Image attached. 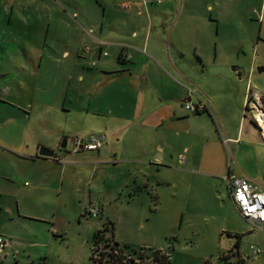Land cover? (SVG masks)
Returning <instances> with one entry per match:
<instances>
[{
	"label": "crops",
	"instance_id": "0c3cea01",
	"mask_svg": "<svg viewBox=\"0 0 264 264\" xmlns=\"http://www.w3.org/2000/svg\"><path fill=\"white\" fill-rule=\"evenodd\" d=\"M122 1L119 7L105 6L108 21L103 24L90 23L88 11L80 9L75 15L86 28L75 24L66 12L67 21L59 25L69 34L68 38L62 36L65 48L52 61L61 69L64 66L67 88L65 98L60 100L64 99L65 108L74 85L79 100L72 98L70 103L84 100L82 120L92 123L90 134L76 136L47 116V111L57 109L58 101L38 105V116L33 119L34 98L22 87L20 93L12 95L9 91L0 97V103L22 110L25 116L24 127L20 128V123L14 127L6 118L7 109L0 107V132L12 138L10 144L2 143L22 160L20 181L30 183L34 193L50 187L62 194L69 166L88 167L98 176L112 166L110 160L129 176L121 192L130 197L155 193L158 202L176 201L178 191L186 190L191 198L207 191L210 200L219 201L217 193L223 190L224 202L237 224L229 226L226 218L214 230L231 233L226 250L243 263L244 235L255 230L237 210L226 177L234 174L247 178L264 189V178L253 166L254 148L264 150V130H250L251 138L244 139L246 92H239L229 76L226 56L218 48L211 52L210 39L196 37L200 25L190 28L188 24H176L168 29L161 19L166 9L151 6L153 0ZM124 4L130 7L125 9ZM3 26L1 23L0 29ZM168 30L171 39L174 34L177 37L175 53L169 45L170 56L164 47ZM191 33L195 37L190 61L186 44ZM3 38L0 34L1 47ZM40 53L42 67L45 54ZM188 88L194 91V103L200 99L207 103L205 111L190 114L185 110ZM52 91L48 89V93ZM261 97L264 100V94ZM91 137L105 138L101 150L75 151L78 143H88ZM64 140L66 148H62ZM42 148L51 151L53 157L41 156ZM127 245L132 246V242Z\"/></svg>",
	"mask_w": 264,
	"mask_h": 264
},
{
	"label": "rangeland",
	"instance_id": "374dc122",
	"mask_svg": "<svg viewBox=\"0 0 264 264\" xmlns=\"http://www.w3.org/2000/svg\"><path fill=\"white\" fill-rule=\"evenodd\" d=\"M147 1L152 3V0ZM122 2L0 0V24H4L0 34L5 43L4 47L0 46V75L4 74L0 78V97L7 96L9 91L12 95L20 93L22 87H26L25 92L33 96L35 102L33 119L38 116V105L58 101L57 109L47 111V116L76 136L89 135L92 123L82 120L84 100H80V103L75 101L73 105L70 103L72 98L79 100L75 86L65 108L64 99L60 100L61 97L65 98L67 88L63 77L64 66L61 69L58 63L52 61L65 48L62 36L67 32L59 25L67 21L66 12L75 24L86 28L75 15L80 9L88 11L90 23L103 24L108 21L105 6L119 7ZM153 2L151 6L166 9L161 19L168 29L176 24H188L190 28L191 25H200L202 29L196 37L210 39L211 52L215 53L218 48L220 54L226 56L229 76L239 92H246L242 113V117L246 116V119L243 118L244 139L251 138L250 130L255 133L260 131L258 128L263 129L257 112L246 110V103L249 96L264 94V0ZM153 21L156 23L155 17ZM169 32L166 33L164 45L167 56L171 53L170 44L174 52L177 39L176 34L171 39ZM194 37L191 33L186 44L190 61L194 56ZM77 47L75 45L74 48ZM41 51L45 54L42 67ZM192 65L195 63L191 62ZM48 89H52V93H48ZM0 107L7 109L9 124L15 127L20 123L19 127H24L22 110L20 112L3 103H0ZM11 140L10 134L0 132V238L11 244L7 253L0 256V264H90L94 234L109 222L114 224L116 242L127 245L129 241L133 248H146L150 253L161 251L168 254L169 264L264 262V224L260 230L244 235L243 263L239 262L236 254L226 250L231 233L214 230L215 225H223L226 218L229 226L237 224L231 208L224 202L223 190L217 193L219 201L210 200L207 191L191 198L186 190L178 191L176 201L158 202L155 193L130 197L121 192L129 176L122 166L115 167L110 160L112 166L104 174L98 172V176H95L96 170L90 172L88 167L69 166L68 182L62 194L50 187L34 193L30 183L26 184L25 179L20 181L22 160L2 143L10 144ZM254 155L256 161L253 166L264 178V150L255 147ZM225 192L229 194L228 190ZM92 203L100 209L97 218L88 215ZM251 246L262 249L263 253L258 259L251 257Z\"/></svg>",
	"mask_w": 264,
	"mask_h": 264
},
{
	"label": "built area",
	"instance_id": "2783aa9c",
	"mask_svg": "<svg viewBox=\"0 0 264 264\" xmlns=\"http://www.w3.org/2000/svg\"><path fill=\"white\" fill-rule=\"evenodd\" d=\"M155 1L159 4L162 2V0ZM129 7V4L123 5L125 9ZM188 94L189 100H186L183 104L185 110L197 114L208 108L207 103L202 99L197 103L192 101V94H194V91L191 88H188ZM247 109L256 111L257 115L264 113V102L259 93H255L253 97H248L246 103V110ZM104 142V137H91L88 143H78L75 151H99L102 149ZM226 181L230 186L231 198L241 216L251 224L253 230H260L261 226L264 224V189L249 179L239 178L234 174H229L226 177ZM87 212L90 217L97 218L100 209L95 204H92ZM10 248L11 244L6 239L0 238V256L7 253ZM250 250L251 257L256 259L263 253L262 249L256 246H251Z\"/></svg>",
	"mask_w": 264,
	"mask_h": 264
},
{
	"label": "trees",
	"instance_id": "16d2710c",
	"mask_svg": "<svg viewBox=\"0 0 264 264\" xmlns=\"http://www.w3.org/2000/svg\"><path fill=\"white\" fill-rule=\"evenodd\" d=\"M113 223L105 224L94 234V248L90 264H169L168 254L161 251L150 253L146 248H133L115 241ZM104 245L101 247V244Z\"/></svg>",
	"mask_w": 264,
	"mask_h": 264
},
{
	"label": "water",
	"instance_id": "95a60500",
	"mask_svg": "<svg viewBox=\"0 0 264 264\" xmlns=\"http://www.w3.org/2000/svg\"><path fill=\"white\" fill-rule=\"evenodd\" d=\"M185 101L186 100H184V102ZM66 147H67V140H64L63 143H62V148H66ZM40 155L44 156V157H53V153L51 151H48L47 149H44V148H42L40 150Z\"/></svg>",
	"mask_w": 264,
	"mask_h": 264
},
{
	"label": "bare ground",
	"instance_id": "6f19581e",
	"mask_svg": "<svg viewBox=\"0 0 264 264\" xmlns=\"http://www.w3.org/2000/svg\"><path fill=\"white\" fill-rule=\"evenodd\" d=\"M258 121L261 123L263 130H264V113L258 115Z\"/></svg>",
	"mask_w": 264,
	"mask_h": 264
}]
</instances>
